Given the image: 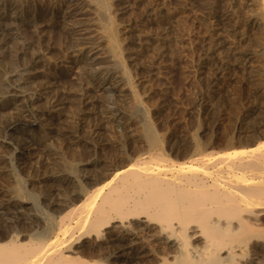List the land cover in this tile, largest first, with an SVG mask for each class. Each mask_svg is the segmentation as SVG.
<instances>
[{
    "label": "rangeland",
    "instance_id": "obj_1",
    "mask_svg": "<svg viewBox=\"0 0 264 264\" xmlns=\"http://www.w3.org/2000/svg\"><path fill=\"white\" fill-rule=\"evenodd\" d=\"M263 45L261 0H0V241L55 236L141 126L172 156L250 140L251 108L264 118L251 80ZM117 225L70 253L119 264L106 247Z\"/></svg>",
    "mask_w": 264,
    "mask_h": 264
},
{
    "label": "bare ground",
    "instance_id": "obj_2",
    "mask_svg": "<svg viewBox=\"0 0 264 264\" xmlns=\"http://www.w3.org/2000/svg\"><path fill=\"white\" fill-rule=\"evenodd\" d=\"M113 27L108 38L117 48ZM260 50L264 55V45ZM247 54L254 56L252 50ZM257 71L251 80L263 97L264 73ZM256 112L251 108L248 116L252 138L237 139L240 147L229 143L220 152L195 143L192 151L172 156L154 125L139 126L142 137L129 132L120 161L114 159L116 166L95 180L101 184L60 216L55 236L36 231L26 241L20 234L0 241V264H91L70 252L82 239L101 236L112 222H118L119 232L108 236L106 247L119 264L142 259L147 264H264V118L256 119Z\"/></svg>",
    "mask_w": 264,
    "mask_h": 264
}]
</instances>
